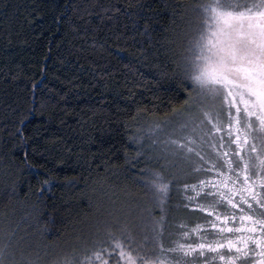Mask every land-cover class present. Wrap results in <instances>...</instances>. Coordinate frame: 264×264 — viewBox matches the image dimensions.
I'll use <instances>...</instances> for the list:
<instances>
[{
    "label": "snow or ice",
    "instance_id": "obj_1",
    "mask_svg": "<svg viewBox=\"0 0 264 264\" xmlns=\"http://www.w3.org/2000/svg\"><path fill=\"white\" fill-rule=\"evenodd\" d=\"M90 7L70 0L56 22L76 34L82 22L86 36ZM101 7L108 19L126 17L142 42L136 63L124 61L131 72L123 84L99 72L92 87L131 99L122 111L133 120L143 112L144 123L129 130L113 170L119 150H109L115 160L102 153L103 129L93 120L101 139L89 132L80 171L62 184L78 207L87 201L82 214L70 201L49 209L53 180L41 171H51L61 144L69 157L74 149L63 137L25 136L21 116L0 141V264H264V0L166 3V25L145 0ZM66 87L80 96L72 81ZM137 89L169 99L179 90L180 102L166 109L170 119L152 121ZM49 103L29 111L43 114Z\"/></svg>",
    "mask_w": 264,
    "mask_h": 264
},
{
    "label": "trees",
    "instance_id": "obj_2",
    "mask_svg": "<svg viewBox=\"0 0 264 264\" xmlns=\"http://www.w3.org/2000/svg\"><path fill=\"white\" fill-rule=\"evenodd\" d=\"M69 2L70 0H0V141L7 138L9 132L16 131L20 126L21 116L25 115V136H39L41 139L53 135L63 137V141L74 149L76 155L69 157L61 144L60 154L52 152V159L47 162V168L51 171L41 170L53 180L54 186L48 193L49 209H61L65 207L66 201H70L73 211L83 214L89 211L87 201L82 200V207H78L75 203L78 198L76 194H69L62 184L80 171L83 161L78 156L81 146L84 149L89 147L85 142L89 132L98 141L101 139V132L91 128L93 120L103 129L102 153L109 154L115 160L109 150L112 153L119 150L121 159L115 161L113 170H119V166L123 164L122 157L129 130L135 131L138 121L144 123L143 112L137 120H133L127 112L122 111L126 105L133 104L131 99L115 95V88L104 89L101 95V88L92 87L98 83L95 73L114 72L123 84V75L131 72L124 61L136 63L137 45L142 42V38L126 17L108 19L107 16L112 14L103 13L101 6L122 7L125 0H75L76 3L96 5L90 7L93 14L89 17L91 24L87 28L86 36L82 22L80 34L71 32L66 23L56 22L61 13L67 11L64 5ZM145 2L154 9L158 6V10L151 15L158 16L161 25H166L168 13L163 7L164 4L183 3L186 0ZM69 81L79 86L80 96L68 90L66 84ZM109 81L111 82V77ZM33 84L36 85L35 92L32 90ZM119 91L126 93L127 90L121 87ZM154 91L155 89L136 90V98L150 112L147 119L163 121L171 118L166 109L173 105L178 106L181 96L179 90L171 99L162 92L159 96L154 95ZM63 92H68L66 101L59 100V93ZM49 100L52 103L47 104L43 114L30 113V109ZM64 109L69 114L66 115ZM81 117L88 121L86 125L81 122ZM61 119L67 123H61ZM126 123L129 129L124 127ZM47 146L51 147V143ZM97 146L96 143L91 144L94 152ZM83 154L88 155L86 151ZM100 154L97 153V156ZM34 159L41 161L44 158L36 156ZM17 163L23 166L21 158L17 159ZM112 182L113 187L119 190L120 182L115 177H112ZM3 211L5 207L0 204V212ZM21 226L26 227L25 224ZM56 227H60L59 222Z\"/></svg>",
    "mask_w": 264,
    "mask_h": 264
},
{
    "label": "rangeland",
    "instance_id": "obj_3",
    "mask_svg": "<svg viewBox=\"0 0 264 264\" xmlns=\"http://www.w3.org/2000/svg\"><path fill=\"white\" fill-rule=\"evenodd\" d=\"M170 119V118H169Z\"/></svg>",
    "mask_w": 264,
    "mask_h": 264
}]
</instances>
